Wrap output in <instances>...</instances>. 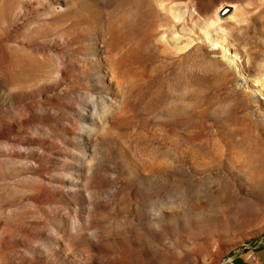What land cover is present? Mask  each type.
I'll return each mask as SVG.
<instances>
[{"label": "rangeland", "instance_id": "374dc122", "mask_svg": "<svg viewBox=\"0 0 264 264\" xmlns=\"http://www.w3.org/2000/svg\"><path fill=\"white\" fill-rule=\"evenodd\" d=\"M230 260L264 261V0H0V264Z\"/></svg>", "mask_w": 264, "mask_h": 264}, {"label": "bare ground", "instance_id": "6f19581e", "mask_svg": "<svg viewBox=\"0 0 264 264\" xmlns=\"http://www.w3.org/2000/svg\"><path fill=\"white\" fill-rule=\"evenodd\" d=\"M227 55V54H226ZM229 57H227V62L230 64V65H233L234 64V59L233 58H230L231 55H227ZM240 74V73H239ZM239 77V76H238ZM242 78V77H241ZM241 78L239 79V81L241 80ZM244 79V78H243ZM243 81V80H242ZM241 83V82H240ZM243 83V82H242Z\"/></svg>", "mask_w": 264, "mask_h": 264}, {"label": "crops", "instance_id": "0c3cea01", "mask_svg": "<svg viewBox=\"0 0 264 264\" xmlns=\"http://www.w3.org/2000/svg\"><path fill=\"white\" fill-rule=\"evenodd\" d=\"M256 264H264V261L263 260H257L256 262H255ZM237 264H242L241 262L239 263H237Z\"/></svg>", "mask_w": 264, "mask_h": 264}, {"label": "built area", "instance_id": "2783aa9c", "mask_svg": "<svg viewBox=\"0 0 264 264\" xmlns=\"http://www.w3.org/2000/svg\"><path fill=\"white\" fill-rule=\"evenodd\" d=\"M229 264H232V261L231 260L229 261Z\"/></svg>", "mask_w": 264, "mask_h": 264}]
</instances>
